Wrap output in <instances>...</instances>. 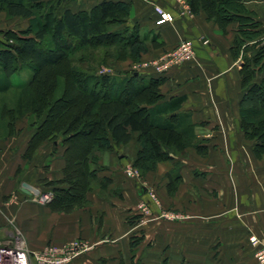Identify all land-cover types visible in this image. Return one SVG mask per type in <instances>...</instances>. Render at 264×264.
<instances>
[{"label": "rangeland", "instance_id": "1", "mask_svg": "<svg viewBox=\"0 0 264 264\" xmlns=\"http://www.w3.org/2000/svg\"><path fill=\"white\" fill-rule=\"evenodd\" d=\"M183 2L191 9L188 0H183ZM238 3L241 7L239 4L238 6L235 4V7L237 9L244 8L250 17H246V20H240V18H236V14L231 13L233 22L226 24V26L232 28L236 37L239 35L240 28L244 27L242 25L244 22H248V24L260 23L258 19L253 17L243 0ZM80 4L85 5V0H61L57 13L62 14L66 6L72 7L74 10L82 9ZM39 20L40 14L38 13L32 18L7 16L5 20L1 21V27L6 31H12L5 35L4 32L0 33V48L7 47L3 44L6 40L15 39L19 35H29L24 33V30L30 25H33L34 28ZM120 30L125 35L127 34L125 29ZM223 30L226 31L225 28ZM139 36L144 39V43L135 44L134 50L136 47L141 49L143 45L147 49V38L155 36V34H144L140 30ZM256 39V46H254L255 43L250 44L252 41L249 40L246 42L249 47L246 51L241 52L242 64L238 72L240 84L235 89L234 98L237 97V99L233 100L237 101L235 104L239 116V131L244 137L243 141H245L242 149L251 158L248 163L249 168L251 170H264V129L251 127L245 122V116L264 117V86L260 93L250 92L243 79L244 73L249 74V69L251 71L252 67L257 70L256 77L252 82L261 83L264 79V28L260 37ZM182 40L194 41L192 38L180 39L175 46L166 48L149 58H144L143 53L145 51H141L138 59L130 55L133 51L132 48L128 50L126 48L121 52L120 57L110 54L115 50L114 47L109 48L111 52L107 54L106 51L109 50H107L106 44L96 40L92 42V46L96 47V50L92 51L95 53L94 55L88 54L89 52L78 47L70 53L68 60L70 64L79 67L89 76L105 75L109 77V83L105 85L102 78L90 79L85 88L83 83L77 82L74 75H70L69 78H60L53 106L45 108L40 114L27 112L12 117L8 112L10 107L16 106L22 87L34 73L30 55L26 52L19 54L17 62L20 63V68L10 76L5 72L4 66L0 64V153H4L3 158H0V165H7L6 162L13 157L14 160L16 158L21 160L15 174H10L8 166H4V168L2 166L3 170H0V181L2 182L4 178L6 180L4 185L8 183L7 178L16 179L11 190L1 196L0 212L6 215L5 213L14 212L18 206L20 207L21 203L18 199L23 200L22 192L25 183L34 184V188L42 193L54 192L53 189L58 187L64 189L71 186L70 189L75 194V208H84L83 210L86 209L87 211L99 209L100 217L104 221L98 225V234L96 235L98 241L88 240L91 247L84 254L87 257L93 252L96 253L97 260L94 264H169L173 252L169 251V246L163 247V249L162 246L166 240L170 239L173 245L175 237H173V232L172 236L165 235V226L173 230L175 225L181 224L179 227H183L182 233L185 234L186 226H189L186 223L196 218V214L191 210L190 199L194 197L191 193H200L201 189L195 183L192 184L190 178H184L182 172L187 170L195 180H202L200 178L206 177L207 170L233 169L234 165L237 164L232 158L234 150L230 146H225L223 141L217 143V137L212 139V133H210L211 139L203 138V134L209 130L203 121L193 124L191 112L189 114L165 112L159 116L162 118V123L171 122L176 126L182 121L185 124L186 122L190 123L182 129L180 142L163 143L165 156L153 158L139 131L132 132L131 139L135 138V146L118 143L109 133L112 139L111 145L100 147L93 137L97 125L92 124V119L82 115L80 119H77L83 108L82 97L80 98L78 94L82 93V90L89 91L90 89L102 100L116 95L119 91L117 85L122 79H130L129 77L133 75V72L152 71V69L145 70L143 67L146 66L143 65L147 64L149 66L147 68H152L151 66L155 61L168 60L169 58L166 56L169 51L177 48ZM116 41H118L117 38ZM156 41L161 42L159 39ZM50 45H52V41L48 37L43 47ZM232 54L235 58L240 55H236V52L234 55L233 51ZM196 55L195 48L193 57L182 60L178 64H172L166 73L196 61ZM235 67L237 68V66ZM164 75H158L163 81L158 86L156 85L155 89L158 91L156 97L148 99L143 96L140 101L141 105L154 109L176 98H182V102L185 101L186 103V97L167 92L162 87L166 80ZM149 77L151 76H143V80L138 79L135 81L136 84L132 81V84L136 86L145 84ZM69 79H71L70 83ZM254 107L258 110L251 112L250 110H253ZM11 120L13 128L10 127ZM10 139L15 140V145L10 148L11 150L4 152V148H6L4 142ZM228 150L232 155V160L229 159L228 155L226 160L223 159ZM84 161L85 163H83ZM66 166L68 167L66 168ZM77 166L79 167L76 168L77 170H83L86 167L87 176L86 180L84 179V189L77 188L79 184L73 183L72 179L68 177L69 171ZM75 173L78 175V172ZM144 186L147 187L148 191L143 192ZM183 188L190 201L183 206L180 204L177 206L175 196ZM81 191L83 194H80ZM35 193L34 195H36ZM12 198L14 202H10ZM34 205L39 208L50 207V203H40L39 199L34 200ZM18 222L17 224L21 228ZM109 222L111 224H108ZM7 229L13 230V227L8 225ZM95 242L96 245L94 246Z\"/></svg>", "mask_w": 264, "mask_h": 264}, {"label": "crops", "instance_id": "2", "mask_svg": "<svg viewBox=\"0 0 264 264\" xmlns=\"http://www.w3.org/2000/svg\"><path fill=\"white\" fill-rule=\"evenodd\" d=\"M101 1L103 0H85V5L80 4L82 9L79 10H91ZM123 1L131 6L127 24H138L142 33L155 34L147 38L144 58L155 56L164 49L175 46L180 39L194 40L196 61L172 69L164 75L166 80L162 87L167 92L187 98L186 103L181 102L171 113L191 112L193 124L205 122L209 132L206 131L203 138L211 139L212 133V139L217 137V143L223 141L225 146L232 147L233 156L228 150L223 159L226 160L229 156V159L233 158L237 163L230 170H207L206 177L200 178L202 180H195L187 170L182 172L184 178H190L191 183L201 189L200 193H191L194 196L191 199L184 193V188L175 196L177 206H183L191 200V210L196 214V218L186 223L189 226H186L185 234L182 233L183 227H179L181 224L175 225L173 230L165 226V235L172 236L173 232L175 237L173 245L170 239L162 246V249L169 246V251L173 252L169 264H259L256 257L258 246L250 241V235L255 234L264 242V170H251L248 165L251 158L242 149L245 141L239 131V116L235 104L237 101L233 100L237 99L234 98L235 89L240 84L238 72L242 64V54L237 58L232 54L236 38L234 31L227 26L224 32L218 23L209 18L205 10L200 9L195 13L183 0ZM243 1L253 17L260 21L259 30H262L264 0ZM156 6L170 12L173 20L161 21ZM6 17L7 14L0 11V33L6 31L1 27V21ZM156 39L161 40L162 44L156 46L153 41ZM253 41L255 42L252 40L250 44H253ZM147 71L149 72H142L144 77L158 76L153 71ZM187 124L190 123L185 124L182 121L177 123V126L183 129ZM135 143L134 138L126 145L135 146ZM4 144L6 152L15 145V140L10 139ZM3 154L0 153L1 159ZM6 163L4 166H8L10 174H15L21 160H14L13 157ZM2 166L0 165L1 171L4 168ZM7 180L6 185L3 184L4 181L6 183L5 178L0 181V201L3 193L7 194L16 181L13 177ZM143 188L147 189L146 186ZM34 206V203H22L14 212L9 211L6 215L0 212V236L4 237L7 233V217L15 214L30 245L36 249L49 243L62 244L75 238L98 241V225L104 222L99 209L87 211L83 210L84 208H74L69 212H60L51 207ZM96 256L94 252L87 257L82 255L72 264H94Z\"/></svg>", "mask_w": 264, "mask_h": 264}, {"label": "trees", "instance_id": "3", "mask_svg": "<svg viewBox=\"0 0 264 264\" xmlns=\"http://www.w3.org/2000/svg\"><path fill=\"white\" fill-rule=\"evenodd\" d=\"M193 12L200 9L205 10L209 18L226 28V24L233 22L231 13L237 15L236 18L247 19L250 17L247 10L237 9L240 0H188ZM61 0H0V11H4L8 17L32 18L35 14H40V20L30 25L24 30L27 36H17L15 39L3 42L6 48H0V64L4 66L5 72L10 76L20 68L17 62L19 54L26 52L30 55L34 73L31 79L23 86L19 100L14 107L9 108L12 117L23 115L27 112L43 113L45 108L53 106L55 96L59 88L60 78L74 75L77 82L83 83L86 88L88 81L102 78L104 84L109 83V77L105 75L89 76L79 67L71 65L70 53L78 47L84 51L93 53L96 47L92 46L93 41L103 42L109 48H115L112 53L107 54L120 57L121 52L132 48L130 55L138 59L141 51H146V47L135 48V44H143L144 39L140 38V26L138 24L128 25L131 6L123 0H103L94 5L91 10H74L66 6L62 14H58ZM241 7V5L239 4ZM243 6V5H242ZM242 10V11H241ZM235 18V17H234ZM243 22V21H241ZM244 27L240 28L238 37L234 40L232 51L235 55L246 51V42L255 40L262 34L259 22H244ZM226 26V27H224ZM121 27V28H120ZM120 29H125V35ZM9 31H5L4 35ZM15 32V31H13ZM253 35L250 36V34ZM50 38L52 45L43 47L47 38ZM12 38V37H11ZM116 38L118 41H116ZM156 46L162 44L153 40ZM77 42V43H74ZM132 46V47H131ZM245 46V47H244ZM135 58V59H136ZM253 65V64H252ZM251 66V65H250ZM89 69H91L89 67ZM256 68L249 69V74L244 73V83L249 87L250 92L260 93L264 86L262 82H252L256 77ZM130 79H122L117 86L119 91L110 98L100 99L94 91H83L78 96L81 98L83 108L81 115L92 119V124L97 125L94 132V141L100 147L111 145V138L118 143H128L132 138V132L139 131L145 141L153 158L165 156L163 143L181 141L183 130L171 122L162 123L159 116L165 112H173L182 102V98H176L169 103L157 106L154 109L141 105L142 97L148 99L155 98L158 91L155 89L163 80L161 76H151L145 84L135 85L138 79L143 80V74L133 72ZM132 81L135 84H132ZM139 81V82H140ZM71 79H69V83ZM131 82V83H130ZM154 103V102H153ZM151 104V103H150ZM137 106V107H136ZM80 107V105H79ZM256 107L251 112L257 111ZM72 111V110H70ZM251 114V113H250ZM245 122L251 127L264 129V117L245 116ZM10 127L13 128L12 120ZM146 156V155H145ZM153 161V159H152ZM75 162V160H74ZM77 163V162H76ZM75 163V164H76ZM85 163V161L83 162ZM80 164V163H79ZM68 166H66L67 168ZM78 166L69 171L68 177L73 183L79 184L77 188H85L87 172L77 170ZM75 172H78L76 175ZM84 181V182H83ZM65 182V181H64ZM73 185V184H72ZM74 187V185H73ZM67 188H55L54 199L50 207L57 211L69 212L75 208L74 192ZM80 194H83L81 191Z\"/></svg>", "mask_w": 264, "mask_h": 264}, {"label": "built area", "instance_id": "4", "mask_svg": "<svg viewBox=\"0 0 264 264\" xmlns=\"http://www.w3.org/2000/svg\"><path fill=\"white\" fill-rule=\"evenodd\" d=\"M156 11L160 14L161 21L173 20V15L162 7L156 6ZM194 54V41L182 40L177 48L169 51L166 56L169 58L168 60L160 59L153 63L152 68H147L149 67L147 64L143 65L146 66L143 68L145 70L152 69L157 75H164L172 64H178L182 60L193 57ZM22 195L23 200L18 199L21 204L25 201L34 203V200L38 199L40 203L49 204L54 199L53 191L42 193L34 188V184L30 183L23 185ZM10 202H14L13 198ZM7 218L13 230L7 229L6 235L4 237L0 236V264H72L91 247L88 240L75 238L62 244L49 243L36 249L30 245L23 229L18 226L17 216L14 214ZM250 241L258 246L256 250L258 263L264 264V242L255 234L250 235Z\"/></svg>", "mask_w": 264, "mask_h": 264}, {"label": "water", "instance_id": "5", "mask_svg": "<svg viewBox=\"0 0 264 264\" xmlns=\"http://www.w3.org/2000/svg\"><path fill=\"white\" fill-rule=\"evenodd\" d=\"M143 190H144V191H147V189H146V188H143Z\"/></svg>", "mask_w": 264, "mask_h": 264}]
</instances>
